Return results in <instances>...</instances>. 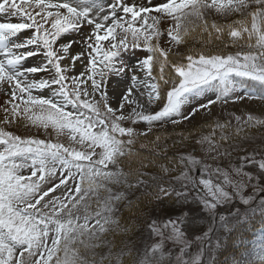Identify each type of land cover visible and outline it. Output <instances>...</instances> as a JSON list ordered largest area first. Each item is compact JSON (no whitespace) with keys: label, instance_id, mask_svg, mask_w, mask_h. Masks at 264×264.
Returning a JSON list of instances; mask_svg holds the SVG:
<instances>
[{"label":"snow or ice","instance_id":"6c2138e0","mask_svg":"<svg viewBox=\"0 0 264 264\" xmlns=\"http://www.w3.org/2000/svg\"><path fill=\"white\" fill-rule=\"evenodd\" d=\"M213 10L240 16L228 25V35L234 42L243 41L250 51L201 53L170 60V49L161 47V40L183 44L194 19L203 21L201 27L209 31L205 13ZM0 14L6 17H0V88L10 94L13 112L23 104V113L33 126L45 130L52 127L58 134L67 130L71 140L65 146L22 138L0 128V264H97L89 254L91 249L98 246L95 242L101 234L118 223L113 215L121 195L113 193L108 185L128 183V177L142 175L109 168L118 166L121 157L131 156L137 135H147L124 125L143 121L151 131L154 122L173 117L181 118L171 119L173 124L190 122L201 109L226 100L236 90L234 77L264 85V0H112L107 11L104 0H0ZM11 18H19L20 22H11ZM169 21L162 30V22ZM84 25L89 32L80 41L63 39L69 33L82 32ZM210 27L216 33L224 31L216 23ZM129 49L146 55L135 65H127L122 55ZM38 55H42L39 65L26 66ZM77 63L81 69L78 72ZM154 67H158V74H154ZM169 67L175 75L166 77ZM40 72L50 75L47 79L30 78ZM120 75L127 76L129 84L126 90L110 97L108 79ZM217 87L216 100L193 106L186 114L182 111L191 98ZM45 89L51 94H39ZM145 96L147 105L160 102L159 110L153 112L145 104ZM253 119L249 116L248 122ZM217 127L223 130L227 123ZM205 141L210 145L207 151L216 153L210 159L226 154L219 151L221 141L203 137L198 143ZM175 160L176 166L183 168L177 177L181 188L190 185L195 189L192 199L198 200L213 218L218 205L230 202L233 194L248 204L251 197L241 196L246 186L264 192V184L260 183L264 180V154L259 160L247 159L257 169L256 175L235 168L239 179L205 158L189 155ZM136 182L143 183L139 179ZM61 188L62 195H50ZM227 188H232V193ZM173 191L178 199H189L188 191L164 188L159 189L156 198ZM93 202L94 212L89 211ZM259 206L264 210V197ZM240 222L238 212L236 223ZM182 223L166 222L163 228L171 226L169 236L155 222L152 226L153 233L162 239L171 238L184 245L181 256L173 261L169 252L168 259H163L161 245H156L151 255L145 252L138 264H201L199 258L182 259L188 247ZM223 226L228 227V222L224 221ZM258 264H264V253Z\"/></svg>","mask_w":264,"mask_h":264},{"label":"rangeland","instance_id":"374dc122","mask_svg":"<svg viewBox=\"0 0 264 264\" xmlns=\"http://www.w3.org/2000/svg\"><path fill=\"white\" fill-rule=\"evenodd\" d=\"M73 2L75 3V0ZM111 2L112 0H104L106 11ZM131 2L132 0H129V3ZM136 2L140 3L142 0H136ZM0 17L6 18L5 14H0ZM238 19H240L238 14L226 16L213 10L205 13L209 31H204L201 27L203 21L194 19L193 24L190 25L192 30L183 44L176 45L170 41L161 40V47L170 49V60H177L179 56L186 57L201 53L228 55L248 52L250 49L243 41L234 42L228 35V25ZM11 22H20V20L11 18ZM169 23L171 22H162V30H166ZM212 23L224 28L222 33H218L221 37L219 40L213 39L217 33L211 29ZM88 32L89 27L84 25L82 32L69 33L68 37L63 39L80 41ZM131 50L122 55L127 65H133L138 61L134 55H130ZM144 53L140 51V54ZM39 62H42V55L30 58L26 65ZM154 68L158 74V67ZM169 74L172 76L174 74L170 67L165 71L166 77ZM49 75L50 73L41 72L30 78L47 79ZM122 78L126 81L128 79L125 75L109 77L108 94L113 88V82L121 83ZM233 79L236 90L226 100H218L207 110L201 109L190 122L181 120L180 123L173 124L171 119H181L173 117L166 122H154L151 125V131H148L149 125L143 121L127 122L124 125L133 127L138 134L147 132V135H137L135 142L131 145V156L121 157L118 166L109 165V168L116 171L118 167L125 174L132 172L142 175L128 177V183L132 184V187H129L128 183L108 185L113 193L121 195V199L115 204L113 215L118 223L112 225L108 232L101 234L95 242L98 246L91 249L89 254L94 256L97 264H138L144 259L145 252L151 255V250L156 245H161L163 259H168V254L171 252L174 261L176 257L181 256L180 249L184 245L171 238L162 239L152 231L153 222H155L156 226L164 231L165 236H169L171 226L163 228V225L170 220L178 222L183 220L180 227L188 242L186 254L182 256L183 261L199 258L201 264H242V262L258 264L261 253H264V215H262L264 210L259 206L264 192H257L252 186H246L241 196L251 197L248 204H244L240 196L233 194L230 202L218 205L213 218L198 200L192 199L194 195L190 192V185L182 189L181 182L177 180L183 168L176 166L178 162L175 158L189 155L197 159L205 158L213 166L219 165L223 170L231 172L233 179H239L234 173V169L238 167L244 172L256 175L257 169L249 165L247 159L254 157L259 160L264 154V123L256 122H264V99L261 98L264 97V85L247 78L234 77ZM126 81L122 83L125 84ZM125 86L127 88L128 84ZM214 91L218 93L219 87L208 88L205 91L208 94L201 93L191 98L182 111L186 114L193 106L207 103L209 99L216 100ZM33 94L38 93L34 91ZM39 94L48 96L51 93L45 89ZM10 99V94L4 93V90L0 88V128L20 135L22 138L34 137L60 142L65 146L71 144L67 130L58 134L52 127L45 130L33 126L23 113V104H20V108L14 113ZM144 102L147 105V96L144 97ZM147 106L155 112L162 105L156 102ZM249 116L254 118L251 122H248ZM237 117L240 118L239 121ZM225 123H227L225 129L217 127ZM222 136H226L227 139L221 140ZM203 137H212L214 141H221L219 151L226 154L215 160L210 159L216 153L207 151L210 147L207 141L198 143ZM122 139L126 140L127 137ZM73 146L78 150H84L80 145ZM138 156L143 158L135 163ZM242 158H244L243 161ZM162 168L169 171H163ZM137 179L143 183L137 184ZM251 183L256 182L254 180ZM260 183L264 184V180ZM161 188L188 191L189 199L187 201L178 199L174 191L168 196L157 199V193ZM226 190L230 193L233 191L232 188ZM62 192L61 188L50 195L60 196ZM101 195L105 196L107 193L101 192ZM47 199L48 197H45V200ZM95 210L96 204L93 202L89 211ZM238 212L241 217L240 223H236ZM126 214H129L128 220ZM224 221L228 222V227L223 226Z\"/></svg>","mask_w":264,"mask_h":264},{"label":"bare ground","instance_id":"6f19581e","mask_svg":"<svg viewBox=\"0 0 264 264\" xmlns=\"http://www.w3.org/2000/svg\"><path fill=\"white\" fill-rule=\"evenodd\" d=\"M67 61H64V63H66ZM81 69H80V65H79V63H77V66H76V69H75V71H80ZM114 83V85H113V88L111 89V92H110V94H109V96L110 97H115L117 94H119V93H121V92H123L124 90H126V86H125V84L124 83H118V82H113Z\"/></svg>","mask_w":264,"mask_h":264},{"label":"trees","instance_id":"16d2710c","mask_svg":"<svg viewBox=\"0 0 264 264\" xmlns=\"http://www.w3.org/2000/svg\"><path fill=\"white\" fill-rule=\"evenodd\" d=\"M217 38L218 40L221 38L218 36V33L214 35L213 39ZM143 157L138 156L135 163H138ZM126 219H129V214H126Z\"/></svg>","mask_w":264,"mask_h":264}]
</instances>
